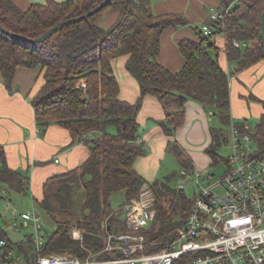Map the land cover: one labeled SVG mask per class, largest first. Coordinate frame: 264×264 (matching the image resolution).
<instances>
[{
  "label": "trees",
  "instance_id": "obj_1",
  "mask_svg": "<svg viewBox=\"0 0 264 264\" xmlns=\"http://www.w3.org/2000/svg\"><path fill=\"white\" fill-rule=\"evenodd\" d=\"M103 1L47 0L43 5L33 4L22 10L13 0H0V24L15 34L37 38L61 22L94 10ZM219 1L221 12L233 6L223 21L211 22V26L224 36L228 59L241 72L264 60L261 38L264 0ZM151 2L112 0L89 19L66 26L36 45L14 40L0 31V73L6 87L12 89L19 69L39 68L45 84L32 100L38 126L46 128L56 124L65 128L74 143L82 142L84 135H88L85 143L92 145L91 156L80 171L76 169L49 182L42 199H33L55 224L47 252L84 259L90 253L101 251L103 232L108 227L113 229L105 223L112 210L113 197L123 194V207L141 193L146 182L136 172L134 163L146 152L139 142L137 120L146 96L156 97L164 108L166 118L162 128L168 136H174L183 126L188 101L214 111L212 143L206 150L214 166L226 162L218 154L230 139L224 127L235 124L242 129L247 124L235 123L231 118L229 76L218 57L212 54L217 51L212 41L215 36H205L199 31V41H182L180 51L185 65L180 71L171 72L160 64L164 32L189 22L182 15H155ZM113 7L121 8L120 18L114 26L105 29L98 21ZM235 41L246 46L236 47ZM123 57H127L126 70L140 84L141 94L135 103L119 97L114 61ZM251 131L259 156L264 158V114ZM170 147L183 170L193 172L195 169L184 151L177 144ZM173 177L152 183L156 195L155 221L159 226L157 231L148 232L154 243L152 250H160L175 238L189 214L191 199L185 192L176 190ZM27 181L9 168L0 147V183L23 193ZM80 192L83 202L80 200L79 207L74 209V197ZM78 212L81 214L76 226L69 220H60L62 216ZM117 219L121 228V217ZM74 228L83 232V241L73 239Z\"/></svg>",
  "mask_w": 264,
  "mask_h": 264
},
{
  "label": "crops",
  "instance_id": "obj_2",
  "mask_svg": "<svg viewBox=\"0 0 264 264\" xmlns=\"http://www.w3.org/2000/svg\"><path fill=\"white\" fill-rule=\"evenodd\" d=\"M13 1L22 10H27L31 5H43L47 0ZM219 3V0H152L151 7L155 15H182L189 22V25L164 32L158 58L160 64L171 72H178L184 67L180 43L184 40L199 41V31L204 25H211L210 12L218 9ZM120 15V7L110 8L102 14L98 23L109 29L118 22ZM212 39L217 48L212 54L218 57L229 76L232 120L235 123H247L250 110L262 116L264 60L239 72L237 64L228 59L224 36L218 35ZM126 61L127 57L114 61L119 97L123 101L135 103L141 94L140 84L126 70ZM41 74L39 68L19 69L12 89H9L0 73V147L5 152L9 168L28 180L32 197L38 200L42 199L46 184L76 169L80 171L92 153L91 144L74 143L71 133L65 128L56 124L46 128L38 126L32 100L45 84ZM213 114V110L190 100L186 103L183 126L174 136H168L162 128L166 118L164 108L156 97L146 96L137 117L139 142L144 145L146 152L136 159V172L146 183L173 175L174 183L176 173L167 166L166 160L168 155H173L170 151L172 144H177L184 151L195 170L208 172L214 166L206 153L212 143L211 128L215 124ZM175 160L183 170L179 161Z\"/></svg>",
  "mask_w": 264,
  "mask_h": 264
},
{
  "label": "built area",
  "instance_id": "obj_3",
  "mask_svg": "<svg viewBox=\"0 0 264 264\" xmlns=\"http://www.w3.org/2000/svg\"><path fill=\"white\" fill-rule=\"evenodd\" d=\"M232 6L225 12L212 9L211 22L223 21ZM202 32L219 35L211 25H204ZM88 138L84 135L81 143ZM227 145L228 172L216 183H209L215 177L209 172L181 171L176 190L184 192L193 183L189 214L175 238L160 250H152L148 237L157 211L152 183H145L139 196L123 206L119 233L108 227L103 249L84 259L47 252L49 238L37 209L14 211V222L0 214V264H264V158L247 124L242 129L231 125ZM21 231L22 237L17 235ZM72 237L84 239L79 229Z\"/></svg>",
  "mask_w": 264,
  "mask_h": 264
},
{
  "label": "rangeland",
  "instance_id": "obj_4",
  "mask_svg": "<svg viewBox=\"0 0 264 264\" xmlns=\"http://www.w3.org/2000/svg\"><path fill=\"white\" fill-rule=\"evenodd\" d=\"M236 42V41H235ZM236 46V45H235ZM235 63V62H233ZM249 111V109L247 110ZM260 114H256V112H253L252 110H250V117L247 120L248 125L252 128H254L256 126V124L258 123L259 119L261 116H259ZM225 131L227 132V135L229 136L230 134V127H224ZM230 148L228 145H224L222 146L219 151L218 154L221 158H227L230 155ZM167 166L173 170L176 175H175V181L173 184H178L181 181V167L180 165L177 163V161L175 160L173 155H168L167 157ZM208 172L211 174H214V178L211 180V182L209 183H216L217 181L220 180V178L222 176H224L227 172H228V167L226 165L225 161H221L219 162L216 166H212L208 169ZM178 176V177H177ZM172 184V185H173ZM205 185H208V183H206ZM185 194L191 199L193 197V183H189L185 190H184ZM75 199V205H74V209H77L79 207L78 202L83 199L82 193L80 192V194L77 197H74ZM125 200V196L123 194H118L116 196L113 197L112 199V210L110 215L106 218L105 223L107 224H111L113 227V232L114 233H119V229L120 227H118L119 221L117 218L121 217V214L124 213V209H122V204H124ZM83 202V201H82ZM7 205H10L8 212H6V208ZM33 209H37L38 213L42 216L43 218V228L44 231L46 233V237L50 238L54 231H55V224L53 223V221L51 220V218L49 216H47V214H45L43 211L40 210V208L38 206H36L33 203V197H32V192L28 189H26L25 192L23 193H19L16 190L8 187L5 184L0 183V214L5 215L7 217V219L10 220V222H14V216H13V212L17 211L18 213H25L28 211H32ZM80 212L78 213H74L72 215H68V216H62L60 218V220H69L74 226H76L79 218H80ZM116 216V219H115ZM112 217V219L114 220H108V218ZM186 220V218H185ZM184 220V221H185ZM158 224L155 221V223L152 225L150 231H157L158 228ZM77 229V228H74ZM107 231L103 232V243L105 240V236H107ZM149 231V232H150ZM83 233V232H82ZM17 235H19L20 237L25 235V232L21 231L20 233H18ZM64 255H68V254H64ZM113 255V254H112ZM114 257V255H113Z\"/></svg>",
  "mask_w": 264,
  "mask_h": 264
},
{
  "label": "water",
  "instance_id": "obj_5",
  "mask_svg": "<svg viewBox=\"0 0 264 264\" xmlns=\"http://www.w3.org/2000/svg\"><path fill=\"white\" fill-rule=\"evenodd\" d=\"M112 2V0H104L97 8H95L94 10L78 17V18H73V19H69L66 20L64 22L59 23L57 26L53 27L52 29L46 31L45 33H43L42 35L38 36L37 38H27L18 34H15L13 32H10L9 30H7L6 28H4L1 24H0V31L7 35L8 37L17 40V41H24V42H28L32 45H36V44H40L42 42H45L46 40H48L49 38H51L54 34H56L58 31H60L61 29H63L66 26H70L72 24L75 23H79L83 20H87L90 17H92L93 15L99 13L100 11H102L104 8H106L110 3ZM261 38H262V42L264 44V11L262 13L261 16Z\"/></svg>",
  "mask_w": 264,
  "mask_h": 264
}]
</instances>
